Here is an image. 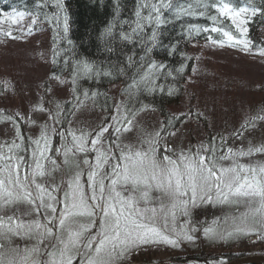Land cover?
<instances>
[{
	"label": "rangeland",
	"instance_id": "obj_1",
	"mask_svg": "<svg viewBox=\"0 0 264 264\" xmlns=\"http://www.w3.org/2000/svg\"><path fill=\"white\" fill-rule=\"evenodd\" d=\"M20 14H7L0 20V111L13 116L11 122H0V178L6 179L12 170L8 166L18 163L21 181L30 185L34 195L35 184H40L56 198L49 201L45 197V203L54 204L56 213L45 207H40L37 213L26 202L4 204L0 201V219L4 221L5 233V237L0 238L3 264L18 259L26 250L31 253L35 264H51L53 257L50 253L54 246H59L57 237L63 234L56 228L57 221L53 219L49 224V219L54 215L58 217L64 210V194L70 192L69 184L79 173L87 198L90 195L89 172L96 170L99 173L97 179L105 177L107 186V174L112 173L115 164L124 163L122 153L149 152L157 163L167 165L164 158L168 157L181 168L188 162L182 157L195 162L201 156L216 169L240 165L249 169L264 167L263 51L245 47L235 40L229 41L224 36L221 41L198 40L190 44L191 73L182 85L183 91L176 97L178 102L169 109L172 115L180 116L178 121L181 124L172 129L154 110L140 111L134 119L126 118L125 95L120 85L110 87L115 102L112 113H99L91 104L81 102L63 121L61 109L63 102L70 99V83L64 75L52 72L53 44L45 25L33 16ZM220 14L227 17L222 11ZM242 20L245 21L240 14L237 18L239 29H245ZM8 32L11 37L6 35ZM260 34L264 38V28H260ZM60 120L63 121L62 130L58 127ZM103 128L107 131L93 146L92 141ZM72 133L77 140H73ZM82 134L81 145L79 137ZM59 145L61 148L57 151ZM100 153L107 163L98 169L96 157ZM37 163L45 173L43 176L33 175ZM25 175L29 178L27 181L23 179ZM117 191L122 197L139 200L140 208H156L159 216L156 226L164 234L175 238L183 231L193 239L181 238L179 247L163 243L141 245L116 259L115 264L146 260L163 264H201L196 258L198 255H207L206 263L223 264L228 253L264 254V240L257 234H241L223 241L205 234V229L209 228L224 233L238 226L264 233V224L257 222L259 217L254 220L249 216L242 221V214L249 207L243 200L236 204L231 202L235 198H230L224 203L213 194L209 201L201 199L198 193L195 203L187 204L186 214L178 208L173 219L169 212L172 199L164 191L143 185L135 188L117 185ZM181 199L187 200L188 197ZM9 218L25 225L39 223L51 227L53 234L46 235L44 228L8 232ZM78 219L90 227L83 240L99 231V209L94 217ZM91 220L95 221V227L91 226ZM16 231L19 235L15 234ZM86 256L83 251L74 254L73 264H81Z\"/></svg>",
	"mask_w": 264,
	"mask_h": 264
},
{
	"label": "trees",
	"instance_id": "obj_2",
	"mask_svg": "<svg viewBox=\"0 0 264 264\" xmlns=\"http://www.w3.org/2000/svg\"><path fill=\"white\" fill-rule=\"evenodd\" d=\"M195 1L178 0L174 10L167 11L168 0H38L36 7L26 6L25 11L50 32L52 72L66 77L77 102L95 104L104 109L103 113H112L115 102L110 86L120 85L125 95L126 118L134 119L140 111L154 110L172 129L181 124L180 116L172 115L169 109L178 102L176 97L191 73L189 45L198 40L221 41L224 31L236 35L240 32L227 17L213 13L221 5L216 0H200L205 3L203 9L207 10L209 21L192 14H176L181 8H189V12L191 8L200 9L194 7ZM225 2L237 11L248 9L244 13L247 22L243 39L264 52L260 34V28H264V0ZM3 3L0 0V7ZM65 4L70 9L67 30L59 19ZM85 63L91 71L83 70ZM206 256L196 258L201 264H212L206 263ZM235 256L228 253L225 257L230 260Z\"/></svg>",
	"mask_w": 264,
	"mask_h": 264
},
{
	"label": "snow or ice",
	"instance_id": "obj_3",
	"mask_svg": "<svg viewBox=\"0 0 264 264\" xmlns=\"http://www.w3.org/2000/svg\"><path fill=\"white\" fill-rule=\"evenodd\" d=\"M155 11L158 13L159 9H155ZM221 11L239 29L237 18L241 13H246L248 9L241 8L236 11L225 4ZM233 12L235 14L231 15ZM148 20L151 21V17H148ZM156 21L159 23L158 15ZM246 22L241 21V23ZM13 23H15V20H13ZM137 27L139 28L140 25L138 24ZM65 30H67L66 22ZM218 30L216 28L212 29V31ZM239 30L242 32L246 31L245 29ZM6 35L12 36L11 32L6 33ZM223 35L229 41L235 40V37L227 31H224ZM124 39H128V37L125 36ZM237 43H244L245 47H247V43L244 41H237ZM151 67H155V65H150ZM83 70L88 72L92 69L90 65L85 63ZM128 123L130 124L131 121H128ZM104 131H107V128L101 129V133H98L97 138L92 141L93 146L99 143V136ZM72 136L73 140L78 139L75 133H72ZM79 140L82 145L83 134L79 137ZM37 143L39 144V142ZM81 150H83L82 146ZM257 151H260V149H257ZM40 154L43 155V152ZM102 157L103 153L96 157L98 169L102 167L103 163H107V159H102ZM164 159L168 161L167 165L157 163L154 155H150L149 152L136 151L132 153L129 151L127 154L122 153L121 160L124 163L115 164L112 173L107 174V186L104 183L105 177L101 176L98 180L99 173L96 170L89 172L88 187L90 195H87V198L85 191L81 187L80 174L78 173L69 184L70 192L64 194V210L58 217L54 215L49 219V224H51L53 219L57 221L56 228L63 234L57 237L59 246H54V251L50 253L53 257L51 264H73L74 254H79L81 251L87 253L85 260L81 261V264H115L116 259L123 257L126 252L141 245L163 243L179 247L181 238L186 240L193 239L192 236L183 231L177 233L175 238L164 234L156 226V221L159 219L157 209L140 208V201L134 197H122L121 192L117 191V185L121 188H127L130 185L135 188L143 185L145 188L156 187L164 191L172 199L169 212L173 219L178 208L186 214L187 204L189 202L194 204L199 193L201 199L207 198L209 201L212 199L213 194L224 203L229 202L230 198H235L231 202L236 204L243 200L249 207L248 211L242 214V221H246L249 216L254 220L259 217L257 222L264 224V167L249 169L240 165L216 169L206 161L205 157L201 156L195 162H192L187 157H182V160L188 162L184 163L183 168H181L180 165L169 160L168 157ZM85 163H88V161H85ZM8 167L12 170L8 172L7 178H0V201L4 204L26 202L32 206V211L37 213L40 207L50 209L53 214L56 213L54 204L45 203V197L49 201L56 199L51 192L47 191L42 185L35 184L36 195H34L30 185L21 181L19 164ZM44 174L41 165L37 163L33 175L43 176ZM23 179L27 181L29 178L25 175ZM182 197H188V199H181ZM144 199L145 203H147L146 193ZM89 201L93 203H89ZM253 204L255 207L252 206ZM161 207L163 208V206ZM97 209L101 213L99 231L89 236L85 241L83 240L84 233L89 232L90 227L80 223L78 218L84 216L94 217ZM90 224L92 227L96 226L94 220H91ZM21 228L28 231L33 229L39 231V229L44 228L46 235L53 234L51 227H45L39 223L25 225L23 222H17L9 218L8 232ZM3 229L4 221L0 219V238L5 237ZM15 234L19 235V232L16 231ZM205 234L210 238H217L221 241L235 238L241 234H257L261 240H264V233H258L255 228L239 226L232 231L224 233H217L215 229L209 228L205 229ZM0 264H3L2 260H0ZM9 264H35V262L31 258V253L26 250L18 259L9 261Z\"/></svg>",
	"mask_w": 264,
	"mask_h": 264
},
{
	"label": "bare ground",
	"instance_id": "obj_4",
	"mask_svg": "<svg viewBox=\"0 0 264 264\" xmlns=\"http://www.w3.org/2000/svg\"><path fill=\"white\" fill-rule=\"evenodd\" d=\"M3 2H5L6 3V5H5V3H3L2 5V7H0V20L5 16V15H7V14H12V12L10 11L11 10V8L12 7H17V6H20L21 8H23L24 9V12H23V16H25V17H28V16H30L26 11H28L26 8L27 7H36V5H37V3H38V0H2ZM225 1H227V0H216V2L217 3H219V4H221L220 6H222L223 4L222 3H224V5L225 4H228L227 2H225ZM168 2L169 3H166V6L167 5H169L168 6V8H167V11H170V10H174V7L178 4V0H168ZM27 6V7H26ZM219 6V7H220ZM194 7L195 8H200V9H196V10H194V8H191L190 9V12H189V8L188 9H186V10H184L183 8H181V9H179V11L176 13V14H179V15H182V16H184V15H188V16H191V14L193 15V17L194 18H197V19H203L204 18V20H207V21H209L210 20V17L208 16V14H206V9H203L204 7H205V3H202V2H200V0H196L195 2H194ZM215 7V6H214ZM218 7V9L215 7L214 9V11H213V13L215 14V15H217L218 14V16H221V14H220V9H221V7L219 8ZM223 7V6H222ZM244 8V7H243ZM26 10V11H25ZM69 7H68V4H65L62 8H61V10H60V12L62 13L60 16H59V19H60V23H61V25L62 26H65V22L67 23V21L68 20H70V13H69ZM183 11H184V14H183ZM216 12H217V14H216ZM51 30V29H50ZM49 34H50V32L49 31H47ZM51 32L53 33V30H51ZM221 33H219V34H222V31H220ZM228 32V31H227ZM230 33V32H229ZM233 37H235V41L237 42V41H240L238 38H237V36L238 37H242L241 35H236V34H234V33H230ZM224 36V35H223ZM225 37V36H224ZM227 38V37H226ZM241 41H244V39H241ZM211 42H213V41H211ZM245 42V41H244ZM247 43V42H246ZM239 44H241V45H245L244 43H239ZM247 46L248 47H250V48H252V47H254V46H252L251 44H248L247 43ZM258 48H260V47H258ZM258 48H253V49H258ZM260 50V49H259ZM262 51V50H261ZM73 80V79H72ZM111 86H113V85H111ZM110 86V87H111ZM112 95V94H111ZM113 99V98H112ZM78 103L79 102H77L76 101V99H75V97L73 96V93H72V91H71V96H70V99H68V100H65L64 102H63V105H62V112H63V114L64 115H62V119H63V121L64 120H66V119H68V116H67V114H70V113H72L73 112V109H76L77 108V105H78ZM92 105V104H91ZM95 109H96V111L97 112H99V113H103V111H104V109H102V108H100L99 106H96L95 104H93L92 105ZM5 113H7V112H5ZM11 114L12 115H14L15 116V118H19V116L16 114V113H13V112H11ZM13 117V116H12ZM12 117H11V115H7V114H4L3 112H1L0 111V122L1 121H9V122H11V121H13V119H12ZM14 118V119H15ZM15 121V120H14ZM62 120H60L59 121V124H58V127L61 129V124H62V122H63ZM62 130V129H61ZM61 148V146L59 145L58 146V149H57V151L59 150ZM27 156H28V154H27ZM248 255H253V254H246V255H237V256H235L234 258H232V259H230V260H227V261H225V263H223V264H226L227 262H229V261H231V260H234V259H236V258H239V257H243V256H248ZM142 262H153V261H142Z\"/></svg>",
	"mask_w": 264,
	"mask_h": 264
},
{
	"label": "water",
	"instance_id": "obj_5",
	"mask_svg": "<svg viewBox=\"0 0 264 264\" xmlns=\"http://www.w3.org/2000/svg\"><path fill=\"white\" fill-rule=\"evenodd\" d=\"M131 264H163L154 262H137ZM226 264H264V254H253L236 258L227 262Z\"/></svg>",
	"mask_w": 264,
	"mask_h": 264
}]
</instances>
